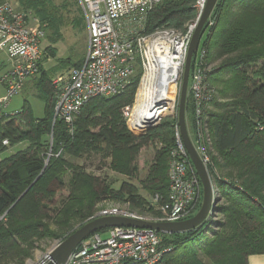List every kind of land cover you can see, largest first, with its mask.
Returning a JSON list of instances; mask_svg holds the SVG:
<instances>
[{"label": "trees", "instance_id": "1", "mask_svg": "<svg viewBox=\"0 0 264 264\" xmlns=\"http://www.w3.org/2000/svg\"><path fill=\"white\" fill-rule=\"evenodd\" d=\"M191 1L162 0L146 17L144 33L157 27L180 29L191 17ZM32 5L33 16L45 30L52 28L46 5ZM210 19L213 23L208 28L206 24L200 47L205 69L212 61H220L217 69L206 72L208 88L213 91L208 107L213 105L219 111L208 116L215 156L207 173L219 201L215 215L196 230L159 233L164 254L158 264H207L205 260L209 264H247L250 256L264 254V0H218ZM222 72L231 73L225 82L215 77ZM47 74L41 68L34 82L44 99L42 118H35L26 103L19 112L0 116V154L26 144L0 159V264L17 262L24 257V247L52 237L49 221L68 230L63 238L69 236L75 231H69L71 222L84 221L98 200L113 191L105 180L66 163L64 154L81 157L87 152H106L112 170L131 175L137 170L132 162L140 148L156 140L161 148L156 150L143 188L160 202L167 197L166 171L174 149L172 127L158 126L136 138L121 115L133 102L140 74L122 94L91 99L73 121L72 132L62 121L53 122L54 93ZM219 82L224 87L218 93L226 95L231 90V104L216 102L212 85ZM188 100L186 113L191 109ZM222 170L229 176L235 173L236 178L220 177ZM62 192L67 193L66 198L58 209H52L54 197ZM135 192L128 183L116 191L136 205L140 198ZM52 211L56 212L54 219ZM218 216L222 219L217 220Z\"/></svg>", "mask_w": 264, "mask_h": 264}, {"label": "built area", "instance_id": "2", "mask_svg": "<svg viewBox=\"0 0 264 264\" xmlns=\"http://www.w3.org/2000/svg\"><path fill=\"white\" fill-rule=\"evenodd\" d=\"M79 1L87 27L86 53L78 67H71L65 76L52 79L53 122L62 121L68 132H72L73 121L82 107L93 98L112 97L125 92L137 75L138 66L141 69L139 84L131 108H123V117L131 131H142L133 121L139 85L150 66L167 59L178 64L173 81L171 109L167 107L173 112L178 103L179 82L187 49L207 0L192 1L194 17L183 29L157 27L151 33H144V22L162 0ZM212 23L209 17L205 26L207 24L208 28ZM44 35L45 25L30 12L19 11L6 2L0 3V53L10 64L0 76V83L5 90V95L0 99V116L24 83L39 76L45 54L41 46ZM203 55L204 50L197 48L187 86L193 105V124L197 130L194 149L206 168L210 163L208 149L209 152L212 149L204 111L213 91L208 88L206 69L201 61ZM177 85L178 96L175 99ZM167 180L166 200L161 203L157 195L152 198L153 203H161V217H139L124 207L110 205L98 211L93 219L121 217L147 222H179L197 212L202 201V187L184 149L179 130L174 132V149L168 161ZM49 252L35 264H47ZM163 254L159 232L114 227L85 238L72 251L65 264H158Z\"/></svg>", "mask_w": 264, "mask_h": 264}, {"label": "rangeland", "instance_id": "3", "mask_svg": "<svg viewBox=\"0 0 264 264\" xmlns=\"http://www.w3.org/2000/svg\"><path fill=\"white\" fill-rule=\"evenodd\" d=\"M0 2H6L15 7L17 10L22 12H30L32 15H35L33 5L43 3L46 5L47 10L52 15V25L53 27H47L45 30L44 38L42 39L41 46L44 50V59H43V67L42 70L48 72L47 76L50 77V84L52 87V79L56 78V76H65L68 73V70L75 65L82 63L86 53V43H87V27L84 18V13L82 6L79 0H0ZM192 6V1L190 3ZM194 17L193 11H191V17L188 19L180 29H183L184 25L190 21ZM205 36V28H203L198 48H200L201 41ZM194 57V56H193ZM194 59V58H193ZM192 59V60H193ZM220 61H212L209 66L206 68V72H211L213 69H217ZM192 66V62H191ZM10 64L4 54L0 53V76L8 70ZM192 68V67H190ZM137 72L135 78L141 74V69L137 66ZM139 73V74H138ZM215 77H219L222 82H225L231 77V73L222 72L219 75H215ZM38 77L31 78L27 80L23 87L19 90V92L13 95L7 104L6 108L3 109L5 113H15L19 112L24 103L28 104L32 115L35 118H42L44 115V99L41 92L35 88V80ZM210 81V79H209ZM181 83V82H179ZM209 83V82H208ZM139 84V81H138ZM137 84V85H138ZM211 84V82H210ZM135 89V93L136 90ZM215 88L217 95L215 96L216 102L220 105L223 104H231V90H228L226 95L218 93V90L224 87L223 83H217L212 85ZM178 85L176 90V97L178 96ZM189 86H187V99H189V106L191 105V109L189 112H185V124L186 130L189 136V139L193 145L195 146L196 142V133L197 130L193 124V105L191 101V95L188 92ZM54 93V92H53ZM134 93V97H135ZM180 93V90H179ZM5 95V90L2 84L0 83V99ZM133 97V100H134ZM133 104V102H132ZM131 105L126 106L131 108ZM178 104V103H177ZM177 104L175 110L170 112L165 106L162 111H160L155 118V124L145 129L144 131L134 132L129 128L126 119L123 117V110L121 111L122 118L125 121V125L127 129L131 132V134L140 138L143 135H146L147 131L156 128L158 126H165V124H169L172 128V131L178 130V122H177ZM205 111L207 122L209 119V113H217L219 112L216 107L213 105L206 106ZM207 126V134H209L208 125ZM174 134V133H173ZM49 136V141L50 140ZM26 146L25 143L17 144L12 148H9L5 153L0 154V159L20 150ZM157 148H161V145L150 141L146 146L140 148L136 158L133 160L132 164L136 166V171L131 174H123L112 170L109 166L110 160L107 156L106 152H87L81 157H71L67 154L62 155V158L66 163H70L72 165L79 166L85 171L87 174L92 175L94 177H98L102 180H105L113 190L111 194H107L102 196L101 199L93 206V211L90 216H88L84 221L75 220L71 222L70 230H76L81 225L86 223V221L93 220L94 215L110 206H121L128 209L131 212H134L139 217H147L150 219H157L161 217L160 213V204L162 203H153L152 196L149 195L146 190L143 188L145 185V180L147 174L153 165L154 158L156 156ZM209 160L212 159V156H215V152L211 150L209 152L208 149ZM168 169V167H167ZM207 170V167H206ZM209 172V171H208ZM220 177L226 178L227 180H233L235 177V173H232L231 176L228 175L227 171H219ZM167 175V171H166ZM65 177V181L68 180V174L65 173L63 175ZM239 184L241 185L240 180L238 179ZM122 183H128L136 189L135 194L140 198L138 204H132L125 198L121 197L116 193L118 187ZM213 183V182H212ZM214 185V184H213ZM215 188V185H214ZM67 193L62 192L57 194L54 197V204L52 205V209H58L61 202L66 198ZM222 204V202H221ZM56 215L55 211L50 213V216L54 219ZM222 217L218 216L217 220H221ZM48 226L53 233L52 237L36 239L29 246L24 247V257L17 262L14 261L12 264H35L39 261L50 249H53L58 243H60L68 231L66 229H60V226L54 221H49ZM210 236V233H207ZM103 237L104 234L102 235ZM19 261H21L19 263ZM207 264L209 262L205 260Z\"/></svg>", "mask_w": 264, "mask_h": 264}, {"label": "water", "instance_id": "4", "mask_svg": "<svg viewBox=\"0 0 264 264\" xmlns=\"http://www.w3.org/2000/svg\"><path fill=\"white\" fill-rule=\"evenodd\" d=\"M217 1L218 0H207L205 9L196 25L195 31L189 43L181 75L180 93L177 104V122L180 138L202 187V201L199 209L192 217L179 222H147L121 217L93 219L76 229L73 233L51 249L49 252V262L47 264H65L72 251H74L85 238L98 231L114 227H130L148 229L163 234H182L196 230L209 218L215 215V207L219 198L216 196L214 185L209 178L206 168L202 164L189 139L185 124V104L191 62L197 51L202 30L208 18L212 14ZM155 108L156 110L161 111L164 106L156 105ZM155 122V119H151L138 126L139 128H142V131H144L145 129L152 127Z\"/></svg>", "mask_w": 264, "mask_h": 264}, {"label": "bare ground", "instance_id": "5", "mask_svg": "<svg viewBox=\"0 0 264 264\" xmlns=\"http://www.w3.org/2000/svg\"><path fill=\"white\" fill-rule=\"evenodd\" d=\"M176 70L178 64L170 59L160 60L156 65L149 67L139 85L137 103L133 110L135 125L155 119L160 112L156 110V105L169 106L171 109Z\"/></svg>", "mask_w": 264, "mask_h": 264}, {"label": "crops", "instance_id": "6", "mask_svg": "<svg viewBox=\"0 0 264 264\" xmlns=\"http://www.w3.org/2000/svg\"><path fill=\"white\" fill-rule=\"evenodd\" d=\"M247 264H264V254L250 256Z\"/></svg>", "mask_w": 264, "mask_h": 264}]
</instances>
